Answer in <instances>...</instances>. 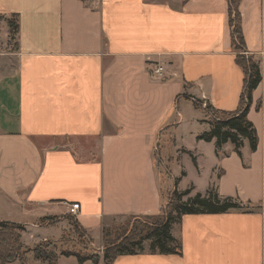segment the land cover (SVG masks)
<instances>
[{"label":"crops","instance_id":"crops-1","mask_svg":"<svg viewBox=\"0 0 264 264\" xmlns=\"http://www.w3.org/2000/svg\"><path fill=\"white\" fill-rule=\"evenodd\" d=\"M238 11L261 76L247 112L257 146L244 140L241 156L197 139L209 116L192 102L238 106L227 0H0V221L24 225V246L74 225L98 244L103 230L158 214L172 190L190 188L186 199L213 186L250 211L182 215L171 228L180 254L110 264H264V0Z\"/></svg>","mask_w":264,"mask_h":264},{"label":"trees","instance_id":"trees-1","mask_svg":"<svg viewBox=\"0 0 264 264\" xmlns=\"http://www.w3.org/2000/svg\"><path fill=\"white\" fill-rule=\"evenodd\" d=\"M240 0H227L228 26L230 29L231 48L235 53V62L243 72V87L239 103L234 111L225 112L215 110L207 103L206 112H209L207 121L210 125L208 131L197 135V139L203 141L214 140L218 150L222 144L229 142L233 145L235 152L241 156L240 148L243 141H247L249 149L254 151L257 146V134L252 122L247 118V112L252 101V91L261 80L258 62L246 51L245 41L241 29V19L238 11ZM9 34L14 36L17 31L15 21L9 20ZM194 106L199 108L200 100H192ZM193 163L195 158L191 155ZM191 189L178 191L172 190L166 198L161 210L156 215H145L143 222L127 223L102 231L103 252L102 256L97 253L81 252L76 250H62V256H74L77 262L90 261L97 264L100 259L104 264H110L117 256L122 254H136L142 251L160 254H180L179 241L172 235L171 228L174 222L178 223L185 214H219L234 210L250 211L249 204H244L239 199L231 196H220L212 186L205 193L196 192L187 196ZM139 217H132L137 220ZM58 220L57 216L41 217L39 222L52 223ZM24 225L10 221H0V264L13 261H22L24 245L20 241V232ZM73 231L80 241L85 242L84 231L78 226H73ZM88 241V240H87ZM144 241H148L147 249L143 250ZM35 258L48 259L51 264L56 262L54 252L45 253L37 247L33 249Z\"/></svg>","mask_w":264,"mask_h":264},{"label":"rangeland","instance_id":"rangeland-1","mask_svg":"<svg viewBox=\"0 0 264 264\" xmlns=\"http://www.w3.org/2000/svg\"><path fill=\"white\" fill-rule=\"evenodd\" d=\"M15 38L14 36H10L9 39L4 40L2 42V48H3V55H7V57H11L9 52H12L15 50V42H14ZM8 53V54H7ZM244 54H247L246 52ZM165 194V193H164ZM166 202V194L164 195L163 198V202ZM144 217L141 216L139 219L134 220L132 218L127 219V223L129 222L130 224L134 222H143ZM125 220L122 222L124 223ZM122 223H119V225H121ZM175 223L172 224V228H174V232L176 230ZM115 225L117 224L114 223ZM117 224V226H119ZM116 226V227H117ZM173 235V234H172ZM88 239L85 240V242H82L79 240V238L77 237V235L74 233L73 230H68L65 233L62 234V236L54 241V240H43V241H39L38 243L28 247V246H24L23 248V252H22V261L24 262V264H51L50 261L48 259H38L35 258L33 255V249L35 247H37L39 250L44 251L45 253L48 252H54L56 254V257L60 256L61 253L60 251L62 250H76V251H81V252H91V253H97L99 256H102V252H103V242L101 241L98 244H91V242L87 241ZM100 246H102V250H100ZM143 250L147 249L148 247V241H144L143 243ZM59 264H77V260L75 259L74 256H61L58 259ZM57 264V261L54 263Z\"/></svg>","mask_w":264,"mask_h":264},{"label":"built area","instance_id":"built-area-1","mask_svg":"<svg viewBox=\"0 0 264 264\" xmlns=\"http://www.w3.org/2000/svg\"><path fill=\"white\" fill-rule=\"evenodd\" d=\"M163 71H164V67L162 65H156V66H154V68H151L150 74L152 76L159 77L163 74L162 73ZM206 107H207V103L205 101L200 102L199 108L201 110H203L205 112V114H207V116H209V112H206L207 111ZM77 208H78V203L71 204V205H69V212L75 213ZM100 250H102V246H100Z\"/></svg>","mask_w":264,"mask_h":264}]
</instances>
